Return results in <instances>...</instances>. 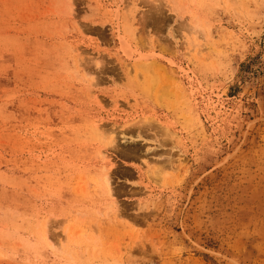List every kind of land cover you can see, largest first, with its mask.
<instances>
[{
  "label": "rangeland",
  "instance_id": "1",
  "mask_svg": "<svg viewBox=\"0 0 264 264\" xmlns=\"http://www.w3.org/2000/svg\"><path fill=\"white\" fill-rule=\"evenodd\" d=\"M0 264H264V0H0Z\"/></svg>",
  "mask_w": 264,
  "mask_h": 264
},
{
  "label": "bare ground",
  "instance_id": "2",
  "mask_svg": "<svg viewBox=\"0 0 264 264\" xmlns=\"http://www.w3.org/2000/svg\"><path fill=\"white\" fill-rule=\"evenodd\" d=\"M175 1H177V0H175ZM193 23V22H192ZM197 24V23H196ZM198 26V25H197ZM198 41V40H197ZM199 43H200V41H198ZM198 45V44H197ZM200 46V45H199ZM139 137V136H138ZM108 182V181H107ZM109 183V182H108Z\"/></svg>",
  "mask_w": 264,
  "mask_h": 264
}]
</instances>
